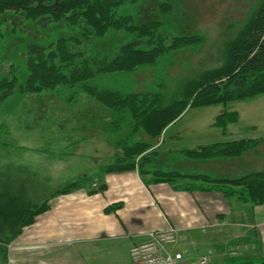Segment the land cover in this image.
Returning a JSON list of instances; mask_svg holds the SVG:
<instances>
[{
  "label": "rangeland",
  "instance_id": "1",
  "mask_svg": "<svg viewBox=\"0 0 264 264\" xmlns=\"http://www.w3.org/2000/svg\"><path fill=\"white\" fill-rule=\"evenodd\" d=\"M263 3L264 0H86L62 20L52 13L0 11V84L8 78L26 86L30 76L28 52L33 49L42 47L46 54H59L54 67L63 66L62 72L68 75V64H79L84 57L104 52L114 40L121 41L129 35L128 42L144 41V49L161 44L165 49L163 54L168 57L159 67L137 71L131 77L134 90L147 91L160 75L172 101L192 81L195 83L206 72L226 64L229 45L237 44L236 40L241 38ZM176 38H191L190 44L175 43ZM151 40L154 44H147ZM173 44L177 46L171 50ZM72 95L71 90L60 85L30 94H21L20 90V94L5 99L0 105V121L8 127V134L1 131L0 139L7 146H0V157L1 152H90L93 146L108 157L120 152L107 141L113 120L111 112L101 105L102 111L96 110L98 114L92 117V127H84L90 126L85 104L95 101L83 91L76 92L74 98ZM19 100L12 114L4 112L8 110L3 109L5 106L12 108ZM69 105L78 106L83 113L73 117L78 109L73 110ZM232 112L237 113L238 121L224 129L217 127V117ZM87 134H91L90 142L79 146L75 137ZM68 135L70 140L65 143ZM135 138L150 143L152 148L145 154L155 157L156 166L167 172L238 178L244 176H238V171L264 170V94L227 104L189 108L169 126L163 141L142 132ZM237 139L251 140L254 144L240 159L197 161L176 155ZM178 181L193 183L188 178ZM198 184L215 189L208 182ZM227 189L233 190V187L227 186ZM7 240L10 238L0 236V243ZM3 249L5 246L0 245V250ZM169 250L187 253L189 258L198 257L178 243ZM203 258L208 264H225L226 260L221 256V261L215 263L208 257Z\"/></svg>",
  "mask_w": 264,
  "mask_h": 264
},
{
  "label": "crops",
  "instance_id": "2",
  "mask_svg": "<svg viewBox=\"0 0 264 264\" xmlns=\"http://www.w3.org/2000/svg\"><path fill=\"white\" fill-rule=\"evenodd\" d=\"M94 101L85 104L90 126L84 127L91 128L96 110L102 111ZM19 103L5 106L4 112L12 114ZM82 113L78 109L72 116ZM170 125L158 141H163ZM1 131L8 134L0 121ZM90 139L91 134L75 137L79 146ZM0 146L7 145L0 139ZM1 153L0 236L10 241L0 243L5 246L0 264H132L134 245L148 242L151 232L171 228L177 231L176 243L198 254L189 258L180 252L188 261L208 257L216 263L221 256L225 264L264 260V204L244 203L236 194L225 196L215 189L206 191L209 186L198 184L203 180L154 182L152 175L139 169L105 172L122 150L109 157L96 146L90 152ZM246 173L251 171L237 172ZM73 183L69 192L59 193ZM45 202L47 210L23 227L26 212Z\"/></svg>",
  "mask_w": 264,
  "mask_h": 264
},
{
  "label": "trees",
  "instance_id": "3",
  "mask_svg": "<svg viewBox=\"0 0 264 264\" xmlns=\"http://www.w3.org/2000/svg\"><path fill=\"white\" fill-rule=\"evenodd\" d=\"M85 1L0 0V11L31 12L34 15L52 13L55 18L62 20L71 11L82 7ZM243 31L241 38L236 40L237 44L229 45L227 62L224 66L206 72L195 83L192 81L184 87L180 97L172 101L170 90L167 89L160 75L150 84L147 91L134 90L135 84L131 77L137 71L159 67L160 62L167 60L168 57L163 54L165 49L161 44L151 49H144L143 40L139 42L140 44L128 42V35L121 41L114 40L104 52L86 56L79 64H68L70 65L68 75L62 72L63 66L54 67L53 62H57L59 54H46L42 47L31 49L32 51L28 52L30 76L26 86H20L16 80L4 79L0 84V105L6 101L5 99L13 97L16 93L20 94V90L21 94H30L45 89L53 90L62 85L72 91L73 98L76 92L83 91L109 110L113 116L108 128V138L115 148L122 150V155L104 169L105 172L139 169L143 174L152 175L154 182H173L179 178L203 180L225 196L236 194L244 203L262 205L264 204V171L252 172L232 180L215 179L211 176H190L177 170L163 171L156 166L155 157L151 158L152 156L145 154L152 148L150 143L135 138L140 132L151 138L160 137L163 130L179 119L189 108L227 104L264 94V3ZM138 38L141 40V37ZM190 39L176 38L174 42L186 41L185 45H188ZM152 41H148L147 44H154ZM176 46L173 44L170 49ZM237 121V113H224L217 117L216 125L224 129L228 124ZM253 145V141L243 139L216 143L200 147L198 150H185L176 155L197 161L234 159L242 157L253 148ZM142 155L143 157L140 158ZM75 185L76 183L70 184L59 193L69 192ZM227 186L236 188L237 191L228 190ZM46 210V202L28 210L22 226L31 225L34 219ZM234 264H264V260Z\"/></svg>",
  "mask_w": 264,
  "mask_h": 264
},
{
  "label": "built area",
  "instance_id": "4",
  "mask_svg": "<svg viewBox=\"0 0 264 264\" xmlns=\"http://www.w3.org/2000/svg\"><path fill=\"white\" fill-rule=\"evenodd\" d=\"M148 238V242L134 245L130 249L132 264H208L206 258L188 261L182 253L169 250L178 239L175 229L151 232Z\"/></svg>",
  "mask_w": 264,
  "mask_h": 264
}]
</instances>
